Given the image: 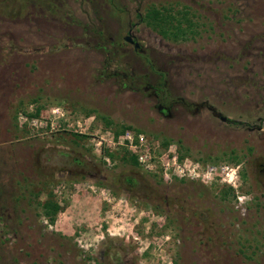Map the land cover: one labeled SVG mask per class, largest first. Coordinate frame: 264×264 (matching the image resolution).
<instances>
[{
	"label": "rangeland",
	"instance_id": "374dc122",
	"mask_svg": "<svg viewBox=\"0 0 264 264\" xmlns=\"http://www.w3.org/2000/svg\"><path fill=\"white\" fill-rule=\"evenodd\" d=\"M127 131L217 175L169 182L112 143ZM263 166L264 0H0V264H264Z\"/></svg>",
	"mask_w": 264,
	"mask_h": 264
},
{
	"label": "built area",
	"instance_id": "2783aa9c",
	"mask_svg": "<svg viewBox=\"0 0 264 264\" xmlns=\"http://www.w3.org/2000/svg\"><path fill=\"white\" fill-rule=\"evenodd\" d=\"M112 143L132 148L137 156L138 163L146 169H152L156 164H159L163 176L170 181L176 178L201 180L205 177L213 181V174L217 175L218 168L213 165L204 166L187 158L181 159L176 144H169L163 151L158 153V146L152 144L144 134H135L127 131L124 135L118 136V138L113 136ZM220 172L219 176H223V181L228 183L237 178L236 171L227 166L221 167Z\"/></svg>",
	"mask_w": 264,
	"mask_h": 264
},
{
	"label": "trees",
	"instance_id": "16d2710c",
	"mask_svg": "<svg viewBox=\"0 0 264 264\" xmlns=\"http://www.w3.org/2000/svg\"><path fill=\"white\" fill-rule=\"evenodd\" d=\"M171 8H151L148 10L144 16H140L141 20L145 22L148 26H151L154 30H157L165 37H172L173 39H187L189 35L192 37L196 33L193 28V22L191 19L188 18L187 13H184L183 16L180 18H177L175 15H173ZM184 23H186V26H184ZM118 45V43H109L108 46L111 48L113 46ZM108 53L111 55H115V52H112V50L109 48H104ZM115 57V56H114ZM150 93L152 96H154L158 101V108L161 113H168V110L175 104V102H181V100H178V98L170 99L169 98V91L166 87L165 81L161 80L159 83L153 84L150 87ZM41 113V109H37L36 113L32 114L31 117L39 116ZM131 129L132 128H124ZM165 145L168 146L169 141L164 142ZM232 161L237 164L240 162V158L237 156L236 152L233 151ZM132 164L135 166H139L136 159L134 157H131ZM229 192H225V196ZM63 207H61L54 199V196L52 194L48 195V198L44 204H42V214L50 220L51 223H54L56 221V218L60 212H62Z\"/></svg>",
	"mask_w": 264,
	"mask_h": 264
},
{
	"label": "flooded vegetation",
	"instance_id": "af4514ba",
	"mask_svg": "<svg viewBox=\"0 0 264 264\" xmlns=\"http://www.w3.org/2000/svg\"><path fill=\"white\" fill-rule=\"evenodd\" d=\"M133 40H134V42H136V39L135 38H133V37H131ZM134 42H132V43H130V44H134ZM211 111L213 112V109H211ZM212 126H213V121H212ZM212 149H213V135H212ZM211 159L213 160V150H212V153H211ZM263 172H264V166H263ZM169 181V180H168ZM179 181H188V179H181V180H179ZM191 181H196V182H198L199 180H191ZM201 181V180H200ZM169 182H171V181H169Z\"/></svg>",
	"mask_w": 264,
	"mask_h": 264
},
{
	"label": "water",
	"instance_id": "95a60500",
	"mask_svg": "<svg viewBox=\"0 0 264 264\" xmlns=\"http://www.w3.org/2000/svg\"><path fill=\"white\" fill-rule=\"evenodd\" d=\"M126 41L129 42V43H132L134 42V40L131 38V37H126ZM134 46H135V49L138 50L140 48V45L138 42H134Z\"/></svg>",
	"mask_w": 264,
	"mask_h": 264
}]
</instances>
